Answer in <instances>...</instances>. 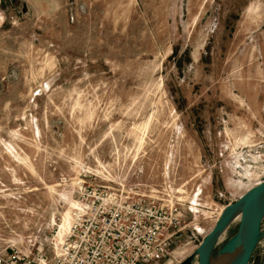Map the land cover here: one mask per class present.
<instances>
[{"label":"rangeland","instance_id":"374dc122","mask_svg":"<svg viewBox=\"0 0 264 264\" xmlns=\"http://www.w3.org/2000/svg\"><path fill=\"white\" fill-rule=\"evenodd\" d=\"M63 3L78 35L19 44L0 82V247L51 259L97 184L176 206L179 264L264 179V0Z\"/></svg>","mask_w":264,"mask_h":264},{"label":"built area","instance_id":"2783aa9c","mask_svg":"<svg viewBox=\"0 0 264 264\" xmlns=\"http://www.w3.org/2000/svg\"><path fill=\"white\" fill-rule=\"evenodd\" d=\"M180 228L177 207L124 190L79 186L70 229L44 253L0 247V264H160Z\"/></svg>","mask_w":264,"mask_h":264},{"label":"crops","instance_id":"0c3cea01","mask_svg":"<svg viewBox=\"0 0 264 264\" xmlns=\"http://www.w3.org/2000/svg\"><path fill=\"white\" fill-rule=\"evenodd\" d=\"M63 1L0 0V82L7 76L8 66L12 63L11 56L23 50L18 47L19 44L24 46L32 43L42 51L48 50L50 31H55L56 41H64L70 34L72 37L78 35L75 29L66 34L61 16L65 7ZM81 10L80 5L68 7L71 23L80 21Z\"/></svg>","mask_w":264,"mask_h":264},{"label":"water","instance_id":"95a60500","mask_svg":"<svg viewBox=\"0 0 264 264\" xmlns=\"http://www.w3.org/2000/svg\"><path fill=\"white\" fill-rule=\"evenodd\" d=\"M263 220L264 179L247 190L237 201L226 205L211 231L195 251L179 264H216L214 259L229 251L230 256L218 264H249L257 246L264 238ZM236 221V232L217 249L218 239Z\"/></svg>","mask_w":264,"mask_h":264},{"label":"bare ground","instance_id":"6f19581e","mask_svg":"<svg viewBox=\"0 0 264 264\" xmlns=\"http://www.w3.org/2000/svg\"><path fill=\"white\" fill-rule=\"evenodd\" d=\"M67 220H68V218H67ZM67 223H68V221H66ZM72 222V221H71ZM65 223V222H64ZM70 226H71V224L69 225V227H68V231H69V229H70ZM61 227H62V225H61ZM67 229V228H66ZM66 231V230H65ZM68 231H67V233H68ZM66 233V234H67ZM223 236L224 235H222L219 239H218V242H220L222 239H223ZM230 254H231V251H229V252H226V253H222V254H220V255H218L214 260H215V263L216 264H218V263H221V262H223V261H225L229 256H230Z\"/></svg>","mask_w":264,"mask_h":264}]
</instances>
